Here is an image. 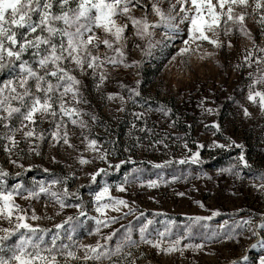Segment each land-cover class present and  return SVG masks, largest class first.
<instances>
[{"label": "snow or ice", "instance_id": "6c2138e0", "mask_svg": "<svg viewBox=\"0 0 264 264\" xmlns=\"http://www.w3.org/2000/svg\"><path fill=\"white\" fill-rule=\"evenodd\" d=\"M150 15L157 19L150 20ZM160 28L164 29L163 43L154 40L155 31ZM129 32L145 41L143 45L132 42L141 52L140 60L127 59ZM235 37L246 39L248 46L242 48L244 54L234 70L249 69L244 74L246 100L258 108L259 117L264 120V0H0V153L6 157L7 164L20 169L12 172L0 163V264H159L158 258L173 256L187 260L188 264H201L198 257L218 256L214 245L240 244L241 239L253 238L255 241L247 247L264 252V211L249 210L244 216L239 215L241 210H236L229 219L210 228L203 222L221 215L219 209H211L208 216L189 217L190 223L177 230L174 220H156L166 215L163 212L146 216L136 207L134 199L112 196L111 186L106 183L90 193L97 215L88 217L95 223L89 235L95 234L99 239L89 244L78 242L76 224L87 216V209L79 189L70 190L69 184L79 177L72 164L54 154L48 156L51 163L73 170L52 173L47 181L33 180L30 186L23 181L9 184V177H20L23 171L33 167L31 163H23L26 158L43 157L52 149L67 153L80 166L96 160L106 164V168L97 167L86 173L90 183H95L109 169L119 170L126 163L136 165L115 185L122 193H127V186L133 184L153 189L170 186L180 179L187 181L189 176L211 181L213 176L208 172L168 177L157 173L155 179L145 180L142 179L144 169L140 167L143 162L134 161L131 155L113 164L109 159L112 151L103 148L104 142L92 134L95 125L106 122L92 110L97 105L89 96L95 93L104 103L118 99L117 113L127 111L129 103L142 109L131 112L132 128L137 127L135 121L144 120L145 127L140 131L151 132L146 126L147 111L143 110L147 101L141 102L142 81L136 79L134 86H128L117 80L118 87L127 96L122 92H106L104 86L112 73H118L121 67L139 68L143 57L150 56L154 48H168L172 41L179 39L180 46L169 53V64L175 62L176 79L182 82L185 76L193 75L191 57L194 54L200 61L212 60L223 67L218 57L231 53ZM208 100L209 97L203 96L198 101L202 116H219V105L214 100L207 103ZM157 103L155 110L169 117L172 109L163 102ZM147 109L151 111L152 106L148 104ZM240 109L244 119L252 118L248 107L241 104ZM177 122L178 117L169 122V127H175ZM200 123L213 137H223L226 143L212 139L207 145L198 143L197 151L191 152L187 140L165 132L163 138L151 140L148 147L159 150L157 146L162 145L168 149L165 140L174 136L191 152L176 161L181 165L201 164L199 149L205 147L209 151L240 149L226 167L215 169V173L227 174L239 181L241 188L254 190L264 197V166L256 168L247 159L244 145L226 135L218 119ZM261 135L264 137V132ZM141 147L144 146L137 137L124 151L131 153L133 148ZM84 152L93 155L86 157ZM148 163L154 169H163L172 165L173 160ZM43 171L49 173L50 169ZM239 194L235 188L230 192L232 196ZM17 198L43 199L45 208L49 204L56 208V215L66 208H75L77 212L48 228L30 221L54 219L53 216L37 215L34 208L29 213L17 203ZM194 202L206 208L202 201ZM108 209L119 215H108L105 211ZM122 219L127 223L113 227ZM196 225L205 229L199 232L198 242ZM105 228L109 229L107 233L102 232ZM227 264H264V254L252 261L245 254L228 260Z\"/></svg>", "mask_w": 264, "mask_h": 264}, {"label": "rangeland", "instance_id": "374dc122", "mask_svg": "<svg viewBox=\"0 0 264 264\" xmlns=\"http://www.w3.org/2000/svg\"><path fill=\"white\" fill-rule=\"evenodd\" d=\"M137 12V15H140ZM150 20H156L154 15L149 16ZM251 27V23H249ZM164 29L160 28L155 31L154 40L156 42H165ZM183 33H181L182 35ZM130 43L125 49L128 60H140L141 52L139 49L133 47V43L143 45L145 41L139 40L128 33ZM234 49L231 53H225L218 57L223 67H220L212 60L200 61L194 54L191 57V67L193 75L189 78L185 76L182 82L176 79L175 62L169 64V53H174L176 48L180 46V40L176 39L171 42L168 48L156 47L152 50V54L143 57V63L139 68H123L118 73L113 72L112 77L106 82L104 90L106 92H122L117 85V80L122 81L128 86H134V81L140 79L142 81V99L145 104L144 111H147L146 126L151 129V132L140 131V128L145 127L144 120L135 121L137 127L132 128L134 117L131 115L133 111H141L132 104H127V111L117 113L119 100L108 101L106 103L100 102L97 99V94L91 93L89 98L97 105L95 111L106 124L95 125L92 128L94 137L100 139L102 147L112 151L109 159L113 164L118 163L121 159H126L131 155L136 162H143L140 167L144 169L142 172V179H155L157 173L168 177L175 175H188L189 173H203L208 172L213 176L211 181L206 178L195 179L189 176L186 181L180 179L171 183L170 186L162 185L160 188L149 189L147 187H137L135 184L127 186L129 191L127 193L118 192L115 185L122 182L124 173L129 171L136 165L126 163L121 165L119 170L109 169L107 174L97 177L95 183H90V178L86 173L94 171L97 167L106 168L107 165L96 160L92 164L80 166L67 155V153L55 149L46 152L43 157L26 158L23 163L25 165L31 163L33 167L30 170L23 171L20 177H9V184L23 181L26 186H30L35 181H47L51 178L52 173L65 174L73 169L76 170L78 179L71 181L69 184L70 190L79 189V193L83 198V203L87 209V216L81 217L76 224L75 238L78 242L89 244L95 243L99 237L95 234L89 235V232L95 227L90 216H95L94 205L92 204V196L90 193L98 191L105 183L110 185V194L115 197H124L129 200L136 201V207L140 211H144L146 216H151L153 212L160 211L166 215L156 217V220L171 219L176 222L177 230H181L185 224L190 223L189 217L194 216H208L211 214V209H219L220 216L213 217L207 223L210 228H216L222 221L229 219V215L236 210H241L239 215L247 216L249 210L259 212L264 211V197L255 193L254 190L248 188H241L240 182L235 181L231 176L224 174L217 176L215 169L226 167L232 158L237 156L240 149L231 148L214 151H209L207 147L199 149L201 153L202 163L196 164H179L176 163L180 158H185L191 155V152L197 151V144H209L212 139H220L222 143H226L223 137H213L211 131H206L201 120L208 123L213 119H218L224 127L225 134L231 136L237 143L244 145L247 159L256 167L260 168L262 160H264V137L261 133L264 132V120L259 117V110L246 100V91L244 86L246 80L244 74L249 69H235L234 65L241 60L243 56L242 48L248 46L246 39L242 37L234 38ZM207 47V45H205ZM211 50V49H209ZM103 51V48L101 49ZM168 64L165 68L164 65ZM111 71V70H110ZM139 72V76L136 73ZM127 96V92H122ZM207 96L209 100L215 101V105H219V116H202V110L197 106L201 97ZM150 97V99H148ZM163 102L168 108L172 109L169 117H164L155 109L158 107L157 102ZM152 106V110L148 111L147 105ZM248 107L253 113L251 119H244L240 105ZM213 105V107H215ZM113 117H116L113 119ZM175 127H169L171 120H177ZM191 124L189 129L186 125ZM47 127V125H45ZM77 133L79 132L76 129ZM175 134L183 137L188 142V149L183 147L179 140H175L174 136L165 140L169 145L168 149L163 148L162 145L157 146L159 150H153L148 147L151 140L163 138L164 133ZM187 133V135H185ZM140 138V142L144 147L133 148L131 153L125 152V147H131L136 138ZM74 143H77L73 139ZM83 147V145H81ZM114 149V151H113ZM56 155L58 159L66 160L68 164L73 165V169L65 167L63 164H53L48 159L49 155ZM86 157H91V152L83 153ZM74 155V154H73ZM173 160L172 165L163 169H154L148 161L159 163L163 160ZM0 163H3L9 171H20L18 168H13L12 165L7 164L6 157L0 153ZM44 168L50 169L49 173L43 171ZM249 174L251 171L249 170ZM248 183L247 178L244 181ZM239 189L240 194L236 196L230 195L233 189ZM185 193L183 196L177 193ZM153 198V199H150ZM107 199V198H106ZM202 201L206 208H200L194 201ZM75 203L77 201H70ZM17 203L22 207L28 209L29 213L34 208L37 215L53 216L54 219H41L38 221H30L31 223H39L44 227L52 228L55 223L60 222L66 215H75L77 210L75 208H66L60 215H56V208L49 204L47 208L44 207L45 201L43 199L37 201H26L17 198ZM108 215L115 216L118 213L108 209L105 210ZM237 218H239L237 216ZM131 219V217H128ZM127 220H120L118 224L113 227L118 228L119 224H126ZM156 227L161 225L156 224ZM198 230V231H197ZM205 229L202 225L194 226V231H197V242L199 232ZM55 231V229H53ZM109 229H102V232L107 233ZM252 240L241 239L240 244H233L231 242L222 245H214L213 247L218 253L216 257H198L201 264H227L228 260L239 258L242 255H248L249 260H255L259 254H264L259 248L247 247L253 243ZM115 243V240L112 241ZM247 248V251H245ZM190 255V254H186ZM159 264H188L187 260H180L177 256L158 258ZM155 264V262H154Z\"/></svg>", "mask_w": 264, "mask_h": 264}]
</instances>
